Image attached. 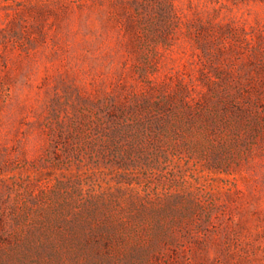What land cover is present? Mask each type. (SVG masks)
Masks as SVG:
<instances>
[{"label": "rangeland", "instance_id": "rangeland-1", "mask_svg": "<svg viewBox=\"0 0 264 264\" xmlns=\"http://www.w3.org/2000/svg\"><path fill=\"white\" fill-rule=\"evenodd\" d=\"M0 264H264V0H0Z\"/></svg>", "mask_w": 264, "mask_h": 264}]
</instances>
